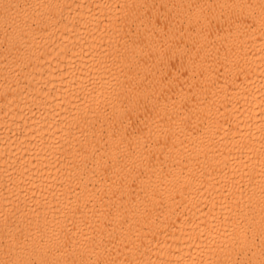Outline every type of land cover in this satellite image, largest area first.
<instances>
[{
    "label": "bare ground",
    "instance_id": "obj_1",
    "mask_svg": "<svg viewBox=\"0 0 264 264\" xmlns=\"http://www.w3.org/2000/svg\"><path fill=\"white\" fill-rule=\"evenodd\" d=\"M0 264H264V0H0Z\"/></svg>",
    "mask_w": 264,
    "mask_h": 264
}]
</instances>
